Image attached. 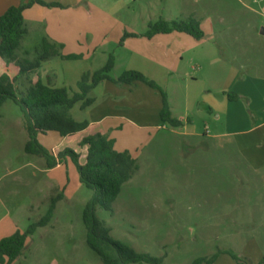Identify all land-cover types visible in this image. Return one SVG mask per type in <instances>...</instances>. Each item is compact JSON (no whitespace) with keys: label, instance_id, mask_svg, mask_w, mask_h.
Wrapping results in <instances>:
<instances>
[{"label":"rangeland","instance_id":"1","mask_svg":"<svg viewBox=\"0 0 264 264\" xmlns=\"http://www.w3.org/2000/svg\"><path fill=\"white\" fill-rule=\"evenodd\" d=\"M262 5H256L261 14ZM144 6L131 4L130 11L121 15L127 17L136 12L140 17ZM254 17L262 19L257 14ZM41 43L32 32L23 47L35 57L34 49ZM117 45H110V51L117 49ZM116 53L121 59L112 69V77L132 70L128 64L134 54L125 48ZM84 62L93 63L92 59ZM101 62L98 59L93 65L98 67ZM71 65L74 66L61 64L53 69L63 77ZM189 71L186 68L184 73ZM157 74L161 77L159 82L144 75L166 92L174 117H184L186 125L185 80L169 70ZM77 82L65 84L75 90ZM104 85L100 84L91 94L97 98L91 113L81 109L77 102L71 114L78 121L88 120L102 110L105 112L107 87L113 86L118 90L114 93L121 94L116 99L112 97L107 105L111 114L107 123L117 121L118 128L106 134L115 139L116 151L128 150L135 156L138 170L122 185L112 211L97 208V216L111 228L113 239L139 253L162 257L163 264H192L199 258L215 256L213 264H264L263 221L251 217L259 214L258 201L250 199L257 196L258 190L250 180L253 177L245 162L232 152L231 141L187 136L184 127L163 128L159 115L153 113L161 95L144 83ZM24 87L20 83L22 90ZM142 100L146 103L143 107L139 104ZM142 108L148 111L144 117L138 114ZM23 120L20 107L11 99L6 100L0 108V240L16 230L26 231L47 214L51 198L60 193L62 198L49 223L27 237L23 254L12 264H103L86 242L87 231L82 221L93 191L80 183L71 159L64 165L48 168L43 157L25 152L29 136ZM196 126L203 132L204 122L199 121ZM75 141L64 140L57 132L38 137L48 151L76 148Z\"/></svg>","mask_w":264,"mask_h":264},{"label":"crops","instance_id":"2","mask_svg":"<svg viewBox=\"0 0 264 264\" xmlns=\"http://www.w3.org/2000/svg\"><path fill=\"white\" fill-rule=\"evenodd\" d=\"M28 1L0 0V15L10 6ZM42 1L58 3L60 6L34 4L26 9L25 38L33 32L41 41L47 39L60 44L63 47L62 55L81 57L66 60L55 56L43 62L39 69L42 82L67 87L65 82L80 81L84 73H93L102 68L107 64L110 54L115 57L114 69L121 59L116 50L124 48L134 54L128 64L129 69H137V72H142L157 82L161 80L158 71L175 72L178 79L185 80L188 98L187 124L184 125V117H181L183 124L179 127H184L185 134L194 138L210 137L214 140L222 138L231 141L232 152L235 151L237 157L245 162V167L253 177L250 180L258 190L255 198H249L258 201L256 204H259V214L251 217L263 221L261 224L264 226V0ZM131 4H136L139 8L145 5L140 17L136 12L128 13L127 17L121 15L123 11L126 13L125 10L130 11L128 6ZM255 4H263V14L257 11ZM256 14L262 19H255ZM188 18H194L200 23L204 32L202 39L197 40L189 34L177 31L155 34L151 38L141 36L156 21ZM126 32L140 36L128 37L121 44ZM23 42L18 48L21 51L17 54L34 58L31 51L23 47ZM117 43V49L111 52L109 46ZM90 59L93 63L99 59L102 64L96 67L91 62L83 63ZM61 64L74 66L71 65V69L61 77L53 69L54 66L61 67ZM186 68L190 70L187 74L184 73ZM146 70H155L156 73L152 75ZM69 76L70 80H67ZM105 83L114 82L103 81L91 90L89 96L94 102L85 108L90 113L97 102V98L91 94L100 84L105 86ZM140 83L143 82L136 81L125 85L140 86ZM116 90L113 86L107 87L108 98L103 102L106 113L102 110L88 119L90 123L100 125L105 133L118 128L117 121L107 123L111 116L107 112V105L110 100L121 95L114 93ZM229 94L234 95L235 99L230 98ZM139 104L143 107L145 100ZM162 104L161 96V101L156 104V108L154 105L153 110V113L159 115L161 122ZM147 112L142 108L138 114L144 117ZM172 115L175 116L173 112ZM199 121L204 122L203 132L196 126ZM162 126L171 130L179 128L163 122ZM69 139L74 138H64Z\"/></svg>","mask_w":264,"mask_h":264},{"label":"trees","instance_id":"3","mask_svg":"<svg viewBox=\"0 0 264 264\" xmlns=\"http://www.w3.org/2000/svg\"><path fill=\"white\" fill-rule=\"evenodd\" d=\"M34 4L46 7L60 6L58 3L29 0L10 6L0 15V108L9 99L20 107L24 118L23 125L29 136L24 146L26 153L43 157L48 168L64 165L71 159L79 173L80 183L93 191L91 199L84 207L82 221L87 231L86 242L100 256L103 264H163L162 257L139 253L133 247L113 239L111 228L97 216V208L113 210L112 203L117 200L122 185L131 180L138 169L137 160L128 150L116 151L115 139L109 138L100 125L75 119L71 109L77 102L81 103L82 109L90 106L94 102L89 96L91 90L103 81L118 84H132L137 81L146 83L160 92L163 99L160 112L163 124L179 127L183 122L172 115L166 92L154 80L137 70H128L120 77H112L110 73L115 64L113 54H110L107 64L99 70L84 73L77 82V90L44 84L39 73L43 62L55 56L66 60L81 57L62 55V46L47 39L35 47L33 59L21 57L16 53L27 34L24 11ZM200 27V23L194 18L159 20L151 23L141 36L151 38L155 34L177 31L200 40L204 37ZM132 36L140 35L126 32L121 44ZM20 83L25 86L23 90ZM229 97L233 98L234 95L229 94ZM49 132H57L63 138H76V148L67 146L62 150L48 151L38 142V137ZM61 198V193L51 198L47 214L30 224L26 231L16 230L12 235L0 240V264H12L23 254L27 237L49 223L55 205ZM214 260L216 256L202 257L194 260L192 264H213Z\"/></svg>","mask_w":264,"mask_h":264}]
</instances>
